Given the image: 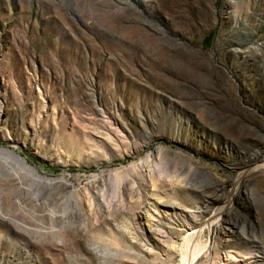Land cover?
Listing matches in <instances>:
<instances>
[{
    "label": "rangeland",
    "instance_id": "rangeland-1",
    "mask_svg": "<svg viewBox=\"0 0 264 264\" xmlns=\"http://www.w3.org/2000/svg\"><path fill=\"white\" fill-rule=\"evenodd\" d=\"M110 118L128 133L112 146L123 156L98 146ZM226 142L264 147V0H0V147L73 184L40 183L0 152L9 264H187L188 235L213 243L208 224L245 171L264 198L262 163L223 153ZM253 200L231 213L245 234L199 264L228 251L264 264Z\"/></svg>",
    "mask_w": 264,
    "mask_h": 264
},
{
    "label": "bare ground",
    "instance_id": "bare-ground-1",
    "mask_svg": "<svg viewBox=\"0 0 264 264\" xmlns=\"http://www.w3.org/2000/svg\"><path fill=\"white\" fill-rule=\"evenodd\" d=\"M110 120H111V122H109L110 125L108 127L109 128V133L106 134V136L109 138V140L107 139L108 143L107 142H103V141H101V142L99 141L100 143H98V142L97 143H98V146H99V144H103L105 149L115 156V155H117V153L122 154V152H119L120 150L118 151L117 148H116L117 152H115V150L112 149V146H117L118 147L119 145L124 143L126 138L128 139V133L124 130V128L121 127V125L118 124V121L115 118H114V120L110 118ZM146 135H147L148 138L152 137L151 133L148 132V131H146ZM174 137H175V143H178L180 138L177 137V136H174ZM200 137H203V134ZM173 140H171V141H173ZM126 142H128V141H126ZM180 143H181V141H180ZM126 144H128V143H126ZM126 144H125V146H126ZM183 144L185 145V143H183ZM221 148L223 149L222 150L223 153L234 154L235 157H239V160L242 158V160L245 161V162L249 160V162H253V163L255 162V164L262 163V165L259 164V166L256 167L257 169H259L260 167H264V147L261 150H258V151L257 150H251V151L243 152L239 148H237L236 145H234L233 143L226 142V143H223L221 145ZM160 150H162V148H159V151ZM0 152L2 154H4V155L10 156V157H13L14 159H16L21 165H23V167L26 170L31 172L32 176L35 177V180H37L40 183H44L47 186L63 185L65 187L66 186L73 187L72 182L70 180L64 178V177L60 178V179H51L49 177L41 175L36 170V168H33L32 166H30L26 162V160L24 158L20 157V155H18L14 151L3 149V148L0 147ZM76 155L77 154H73L70 157L71 158L72 157H76ZM122 156H123V154H122ZM150 157H152V156L148 155L144 161L147 162L150 159ZM72 159H75V161H78L80 159V154H79V156H77V158H72ZM227 165H229L230 167L234 166L231 162H228ZM134 167H136V166L134 165L133 168ZM210 167L212 168L211 170L213 171V173L215 175H218L217 169L212 167V166H210ZM256 168L254 170H256ZM262 171L264 172V170H262ZM246 172L247 171H245L238 178V183H237V185L235 186V188H234V190L232 192V196H231V198H230V200L228 202L229 204H227L225 206V208H223V210L221 208H219V209L217 208V210L215 211L214 217L212 219V224L213 225H210V224L207 223L209 225V228L212 229L211 233L213 232V234H212L213 235V243L210 246L205 247L204 249L201 250V249H198V247H197V244L199 242L198 243L196 242L194 244L195 241H198V240H196L198 235H196L195 233H193L192 235L190 234V236L188 235L187 238H189L188 240L190 242L188 244H187L188 240H187V242H185L187 244L186 246L189 247L188 248L189 250H187V251H189V254L186 255V257L188 258L187 264H199V263L202 262L203 258H205L206 262L208 263L209 262L208 260H210L211 254L215 253L216 247L225 251V250H227L228 247L231 246V243L228 241L229 237L231 239H233L237 243V240H238L239 236L234 234V233L239 232V233L243 234V232H244V234H245V229H246L245 225L244 224L242 225V224L238 223V221L235 220L231 216L232 215L231 213H237L238 215L243 213V212L244 213H249L250 210L253 209L252 200L254 199L255 195H258V197L260 196V199L262 201H264V198L262 197V195L259 194L257 188H255V186H253V184L252 185L251 184H246V186L243 185V183H245L244 180H245V173ZM105 173L106 172H102L101 174L95 176L94 180L97 179L98 177H102L103 174H105ZM209 200H212V201H215V202L218 201V199H213V198H210ZM146 213L149 214L148 209L146 210ZM255 214H257V213H255ZM52 215H56V214L53 212ZM158 222H160V221L158 220ZM155 228H156V230L159 233L164 234V231H162L163 228H161L158 223L156 224ZM225 236H227V237H225ZM235 242H234V244H236ZM215 243H216V245H215ZM141 244H142V247L146 248L147 244H145L144 242L141 243ZM234 244H232V245H234ZM173 248L176 251H178V249H177L175 244L173 245ZM258 252L260 253V251H258ZM101 253H103V254L100 255L101 256L100 260H107L108 259L107 254H105L104 252H101ZM150 254H151V251H150ZM226 254H225L226 255L225 259L224 258L220 259V260H223V263H217V262L216 263L217 264H238V260H236L237 259L236 256H238V253H231V252L228 251V252H226ZM244 255H245L244 260H245L246 264H262V262H260V260L258 259L259 258L258 255L254 254V253H247V252L244 253ZM0 264H9V263H8L7 259H4V258L0 257Z\"/></svg>",
    "mask_w": 264,
    "mask_h": 264
},
{
    "label": "trees",
    "instance_id": "trees-1",
    "mask_svg": "<svg viewBox=\"0 0 264 264\" xmlns=\"http://www.w3.org/2000/svg\"><path fill=\"white\" fill-rule=\"evenodd\" d=\"M210 37H211V36H209V37H206V39H207V40H209V39H210Z\"/></svg>",
    "mask_w": 264,
    "mask_h": 264
},
{
    "label": "water",
    "instance_id": "water-1",
    "mask_svg": "<svg viewBox=\"0 0 264 264\" xmlns=\"http://www.w3.org/2000/svg\"><path fill=\"white\" fill-rule=\"evenodd\" d=\"M21 157V156H20ZM23 158V157H22ZM43 176H45V175H43Z\"/></svg>",
    "mask_w": 264,
    "mask_h": 264
}]
</instances>
